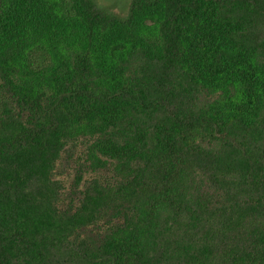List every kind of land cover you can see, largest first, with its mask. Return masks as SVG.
Here are the masks:
<instances>
[{
    "label": "trees",
    "instance_id": "16d2710c",
    "mask_svg": "<svg viewBox=\"0 0 264 264\" xmlns=\"http://www.w3.org/2000/svg\"><path fill=\"white\" fill-rule=\"evenodd\" d=\"M0 264H264V0H0Z\"/></svg>",
    "mask_w": 264,
    "mask_h": 264
},
{
    "label": "rangeland",
    "instance_id": "374dc122",
    "mask_svg": "<svg viewBox=\"0 0 264 264\" xmlns=\"http://www.w3.org/2000/svg\"><path fill=\"white\" fill-rule=\"evenodd\" d=\"M133 1L134 0H95L99 10L108 11L123 17L128 14Z\"/></svg>",
    "mask_w": 264,
    "mask_h": 264
}]
</instances>
